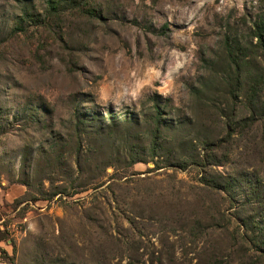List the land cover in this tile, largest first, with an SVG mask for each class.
<instances>
[{"label": "rangeland", "instance_id": "obj_1", "mask_svg": "<svg viewBox=\"0 0 264 264\" xmlns=\"http://www.w3.org/2000/svg\"><path fill=\"white\" fill-rule=\"evenodd\" d=\"M50 1L0 0V264H264V0Z\"/></svg>", "mask_w": 264, "mask_h": 264}, {"label": "trees", "instance_id": "obj_2", "mask_svg": "<svg viewBox=\"0 0 264 264\" xmlns=\"http://www.w3.org/2000/svg\"><path fill=\"white\" fill-rule=\"evenodd\" d=\"M52 5V1L48 0ZM55 5V4H54ZM51 9H55L52 5ZM247 45L239 43L237 40L229 43V40L224 41L223 51L225 53L227 65L232 68L233 77L236 83L235 89L241 87L242 76L247 74V84L245 89L246 101L249 106L259 97L261 91L264 89V19H259L254 22L252 32L249 37ZM255 40L252 43V40ZM255 66V73L250 75L246 72V67ZM253 113L245 117L242 122L248 126L253 122ZM158 127L155 126L152 132L153 145L157 144ZM5 240V232L0 231V242Z\"/></svg>", "mask_w": 264, "mask_h": 264}]
</instances>
